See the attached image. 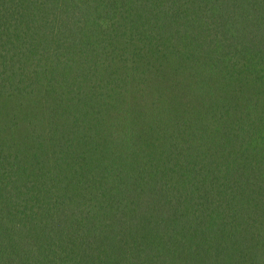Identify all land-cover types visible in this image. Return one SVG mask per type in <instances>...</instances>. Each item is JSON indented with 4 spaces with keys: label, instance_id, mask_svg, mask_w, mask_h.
Listing matches in <instances>:
<instances>
[{
    "label": "trees",
    "instance_id": "1",
    "mask_svg": "<svg viewBox=\"0 0 264 264\" xmlns=\"http://www.w3.org/2000/svg\"><path fill=\"white\" fill-rule=\"evenodd\" d=\"M0 264H264V0H0Z\"/></svg>",
    "mask_w": 264,
    "mask_h": 264
}]
</instances>
